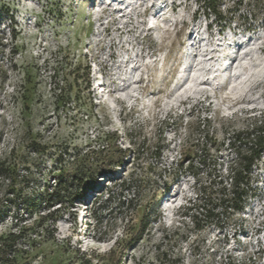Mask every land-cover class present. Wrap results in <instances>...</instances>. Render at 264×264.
Here are the masks:
<instances>
[{"label": "rangeland", "instance_id": "obj_1", "mask_svg": "<svg viewBox=\"0 0 264 264\" xmlns=\"http://www.w3.org/2000/svg\"><path fill=\"white\" fill-rule=\"evenodd\" d=\"M119 3L0 0V264H264V156L243 212L184 216L199 161L227 165L229 133L264 114L263 15L221 29L199 0ZM116 144L113 173L44 202L59 168ZM133 171L149 181L123 191Z\"/></svg>", "mask_w": 264, "mask_h": 264}, {"label": "trees", "instance_id": "obj_2", "mask_svg": "<svg viewBox=\"0 0 264 264\" xmlns=\"http://www.w3.org/2000/svg\"><path fill=\"white\" fill-rule=\"evenodd\" d=\"M199 1L200 7L206 14L215 17L217 26L221 29L240 20L249 21L241 12L245 5L258 10V13L255 12L256 9H253L254 13H250L252 19L256 21L257 15L261 13L264 21V0H231L232 5L227 8L224 7L227 0ZM255 27L256 25L251 24L246 30H254ZM224 143L232 152V158L227 165L220 161L219 157L204 155L199 162L206 167V175L200 178L199 173H194L197 179L195 197L189 199L184 207V216L189 217L193 223L230 220L235 214L243 212L258 192L255 169L259 168L264 156V114L255 117L245 128L229 133ZM208 145L206 140L203 146L206 147L204 151L207 153ZM115 147L116 150L112 151L115 155H110V159L93 152V155H79L68 165H61L59 172L55 174L54 183L45 191L44 202L48 205L73 202L82 196L85 190L91 188L99 174L113 173L115 169L112 164L121 165L127 155V150L117 144ZM105 148L110 146L104 147V150L109 151L110 149ZM148 181L149 177L133 171L119 186L123 191H130L133 187H142ZM10 238L11 244H0V259L8 257L11 253L10 248L17 236L11 235ZM227 264H234L231 257Z\"/></svg>", "mask_w": 264, "mask_h": 264}, {"label": "bare ground", "instance_id": "obj_3", "mask_svg": "<svg viewBox=\"0 0 264 264\" xmlns=\"http://www.w3.org/2000/svg\"><path fill=\"white\" fill-rule=\"evenodd\" d=\"M120 3L119 4H125V3H129V1L130 0H118ZM154 6V5H153ZM149 7L147 6L146 7V9H148ZM154 9H155V6H154ZM120 10V9H119ZM160 10V8H158V9H156V11H159ZM126 13V12H125ZM123 14V13H122ZM119 16V15H118ZM121 19V18H120ZM119 26H120V24H119ZM120 27H123V26H120ZM120 27H118V28H120ZM155 27H156V25H155V23H154V21H153V19H149L148 21H147V30L148 31H152V30H154L155 29ZM192 31H193V28H191L190 27V30L188 31V34H190V37L193 35L192 34ZM252 40V39H251ZM249 42H252V41H249ZM236 43V42H235ZM240 44V43H239ZM251 44V43H250ZM186 47H187V45H186ZM188 57H189V51H188V48H187V50H186V52H185V54H184V61L182 62L184 65L186 64V62L188 61ZM197 74H198V71H196V72H194L193 73V78H196V76H197ZM195 80V79H194Z\"/></svg>", "mask_w": 264, "mask_h": 264}]
</instances>
